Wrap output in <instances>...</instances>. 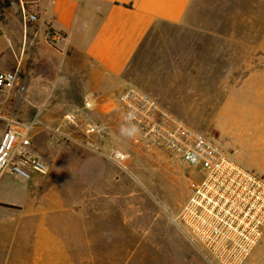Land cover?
<instances>
[{"label": "rangeland", "instance_id": "1", "mask_svg": "<svg viewBox=\"0 0 264 264\" xmlns=\"http://www.w3.org/2000/svg\"><path fill=\"white\" fill-rule=\"evenodd\" d=\"M212 1L200 0L195 13H213L215 8L206 7ZM227 1L230 5L217 8L219 13L235 17L258 15L260 21L203 23V27L243 34L240 40L248 45H235L228 57L232 61L220 63L218 74L221 77L231 73L242 63L241 73L251 77L242 87L216 88L219 93L237 92L219 118L184 120L222 145L239 165L264 178V4L251 6L254 0ZM180 32L182 28L158 24L139 49L122 84L92 101L89 108L85 101L71 103L65 101L66 96L56 98L55 89L54 97L48 98L53 101L43 104V113H36L38 103L24 99L19 102L26 123L35 117L41 122L31 139L50 171L46 175L34 174L30 180L0 181V199L4 201L17 197L9 190L13 188L21 189V198L31 191H35L34 198H39L29 203L15 223L0 226V256L19 255L26 259V255H50L46 243L44 247L40 244L42 250L35 251L40 245L34 238L46 239L49 234L45 228L37 227L38 215L50 223L47 231L55 239L67 243L73 264H211L201 248L192 245L171 220L183 203L189 172L162 152L144 146L116 101L127 86L147 91L149 83L153 88L162 77L158 69L162 61L168 63L172 57L193 51L177 46L179 38L185 41L187 36ZM8 48L4 33L0 49ZM7 58L5 55L0 59V72L13 71ZM222 68H226L225 72ZM253 71L257 72L253 75ZM218 97L222 99L221 94ZM73 109L78 110L74 124L66 118ZM91 128L94 131L88 132ZM31 212L33 216L28 218ZM52 252L58 259L62 257L61 252ZM247 264H264V237Z\"/></svg>", "mask_w": 264, "mask_h": 264}, {"label": "crops", "instance_id": "2", "mask_svg": "<svg viewBox=\"0 0 264 264\" xmlns=\"http://www.w3.org/2000/svg\"><path fill=\"white\" fill-rule=\"evenodd\" d=\"M199 1L0 0V30L3 35H7L9 46L6 50L0 49V59L8 56L13 71L19 69L21 83L26 87L23 93L17 89L0 93V139L5 129L3 119L26 123V117L19 109L22 99L38 103L40 108L36 113H43V104L53 101L48 98L54 97V89L57 90L55 97L66 96L67 102L85 101L91 104L120 86L139 49L158 24L182 28L183 32L179 34L187 36L185 41L179 38L177 46L193 51L178 55L177 58L171 56L172 60L168 63L162 61L158 68L162 77L153 88L147 83L146 92L174 115L185 120L222 116L237 92L222 90L219 93L216 88L248 85L246 81L251 75L244 76L241 73L244 70L241 63L235 71L232 69L231 73L219 77L218 65L232 61L228 57L235 51V45L248 43L240 40L243 39L242 33L204 29L203 23L258 22L260 18L258 15L235 17L219 13L217 8L230 5L227 0L208 2L206 7L215 8L214 14L199 16L195 13ZM254 2L251 6L264 4V0ZM22 8L25 9L26 19ZM27 15H35V19L29 20ZM50 32L59 36L56 41L50 40ZM222 69L225 72L226 68ZM247 69L250 70V67ZM257 71H253V75ZM219 94L222 99H219ZM3 179L13 182L21 180L10 175L2 176L0 181ZM19 189H9L17 195L16 198L7 201L0 199V226L15 223L29 203L39 199L34 198L35 191L21 198ZM28 215L31 218L33 212ZM36 220L37 227L45 228L49 234L46 239H34L38 245H49L50 255H26V259L19 258V255L12 258L3 255L0 256V264L39 261L73 264L72 252L67 248V243L64 242V245L62 239H55L47 231L49 222L46 223L38 215ZM39 248L41 245L36 246L35 251L38 252ZM53 249L62 253L60 259L52 252Z\"/></svg>", "mask_w": 264, "mask_h": 264}, {"label": "built area", "instance_id": "3", "mask_svg": "<svg viewBox=\"0 0 264 264\" xmlns=\"http://www.w3.org/2000/svg\"><path fill=\"white\" fill-rule=\"evenodd\" d=\"M22 13L26 19L23 8ZM27 18L34 20L35 15ZM48 36L53 41L59 37L52 32ZM13 89L21 93L26 90L19 69L0 72V93ZM116 101L144 146L162 152L190 174L186 195L172 223L192 245L201 248L211 264H247L264 237V178L239 165L222 145L174 115L146 91L127 86ZM77 111L66 116L70 123H75ZM3 120L0 178L8 174L30 180L34 174H48L49 165L34 150L31 139L35 127L41 124L38 118L28 123Z\"/></svg>", "mask_w": 264, "mask_h": 264}]
</instances>
